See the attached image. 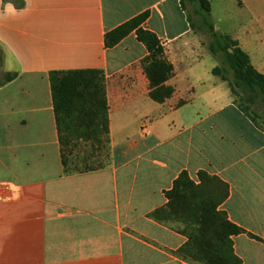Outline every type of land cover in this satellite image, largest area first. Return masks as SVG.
Listing matches in <instances>:
<instances>
[{"label":"crops","instance_id":"crops-1","mask_svg":"<svg viewBox=\"0 0 264 264\" xmlns=\"http://www.w3.org/2000/svg\"><path fill=\"white\" fill-rule=\"evenodd\" d=\"M208 1L216 31L264 75V0ZM145 12L173 66L161 104L135 32L105 42ZM188 14L180 0H0V76H14L0 86V264H190L176 254L186 238L148 217L182 171L228 183L222 209L257 238L234 237L235 252L264 264V129L213 74ZM84 70L105 75L111 162L66 175L49 74Z\"/></svg>","mask_w":264,"mask_h":264},{"label":"trees","instance_id":"trees-1","mask_svg":"<svg viewBox=\"0 0 264 264\" xmlns=\"http://www.w3.org/2000/svg\"><path fill=\"white\" fill-rule=\"evenodd\" d=\"M13 1L22 7V0ZM180 4L184 11L191 5L193 14L199 17L197 23L188 14L191 29L209 37L208 49L220 62L213 74L228 82L238 107L260 126L257 103H264V75L252 66L237 41L216 31L208 0H180ZM148 17L145 12L126 22L109 32L105 42L111 48L135 32L148 52L142 64L150 82V98L161 104L174 93L167 85L173 66L157 35L142 28ZM13 78L5 76L0 86ZM49 78L64 173L75 175L108 168L111 153L104 72L53 71ZM229 195L230 187L220 177L199 171L194 180L182 171L172 188L164 192L165 205L148 217L186 238L176 253L182 260L190 264H242L234 249V237L247 234L257 238L234 224L222 209Z\"/></svg>","mask_w":264,"mask_h":264},{"label":"rangeland","instance_id":"rangeland-1","mask_svg":"<svg viewBox=\"0 0 264 264\" xmlns=\"http://www.w3.org/2000/svg\"><path fill=\"white\" fill-rule=\"evenodd\" d=\"M189 11L190 13H192V7L190 5H188ZM216 17L219 16V14L216 12L215 13ZM194 20H197V17L195 15H193ZM209 43V37H206V39L202 38V46L204 48H207ZM4 80V78L2 76H0V82H2ZM257 106L259 108V113L261 114V117L259 119H257V122L259 123V125L261 127H264V103L259 102L257 103Z\"/></svg>","mask_w":264,"mask_h":264}]
</instances>
